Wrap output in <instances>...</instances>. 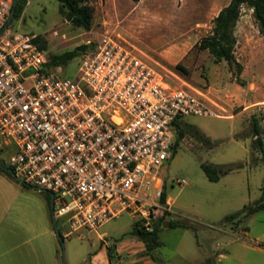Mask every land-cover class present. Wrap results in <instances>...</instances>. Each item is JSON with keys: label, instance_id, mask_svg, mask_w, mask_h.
I'll return each instance as SVG.
<instances>
[{"label": "rangeland", "instance_id": "1", "mask_svg": "<svg viewBox=\"0 0 264 264\" xmlns=\"http://www.w3.org/2000/svg\"><path fill=\"white\" fill-rule=\"evenodd\" d=\"M86 1L94 10L89 31L65 21L56 0H26L11 30L45 40L49 56L111 34L137 50L171 85L201 93L213 113L181 117L175 129V137L182 133V139L161 169L160 188L177 214L174 221L192 229H167L169 220L163 221L161 246L150 254L156 264H189L211 254L212 264H264V210L223 221L245 206L264 203V160L250 136L255 117L264 143V36L252 10L242 7L234 29V54L242 66L238 73L196 48L230 0ZM187 127L199 131L210 145L194 138ZM15 152L13 144L0 139V160L6 168ZM202 164L232 171L210 182ZM55 219L63 246L55 236L46 195L0 175V264H104L107 247L133 238L132 225L140 224L138 217L123 214L96 231L83 229L67 237L66 221ZM141 258L123 256L124 264ZM112 264H118L114 255Z\"/></svg>", "mask_w": 264, "mask_h": 264}, {"label": "built area", "instance_id": "2", "mask_svg": "<svg viewBox=\"0 0 264 264\" xmlns=\"http://www.w3.org/2000/svg\"><path fill=\"white\" fill-rule=\"evenodd\" d=\"M13 4L0 0V139L16 148L8 168L53 196L67 237L123 214L147 232L175 222L159 176L173 156L175 123L213 116L204 96L171 85L107 33L67 66L49 67L35 37L7 24Z\"/></svg>", "mask_w": 264, "mask_h": 264}, {"label": "trees", "instance_id": "3", "mask_svg": "<svg viewBox=\"0 0 264 264\" xmlns=\"http://www.w3.org/2000/svg\"><path fill=\"white\" fill-rule=\"evenodd\" d=\"M59 5V13L72 27L79 28L85 31H89L92 27L94 18V10L87 4L86 0H56ZM134 3H138L140 0H132ZM26 0H19L16 2L14 18H18L24 9ZM243 6H246L253 12V17L260 27V32L264 36V0H230L228 5L221 9L216 17L212 21V29L208 36L202 38L196 48L200 51H207L212 57L214 63L218 64L225 62L229 67H235L238 73L241 72L242 66L237 62L234 54L236 39L234 36V29L240 18V12ZM34 43L38 45L40 49H46L47 44L45 40H41L40 37L34 39ZM94 43L85 44L76 47L72 51L64 52L59 55L49 56V67L67 66L81 53L91 49ZM179 122L175 123V127H179ZM250 136H252L253 143L258 146L264 160V143L262 140V130L259 126L257 118L251 119ZM194 138L210 145V141L203 137V135L194 128L187 127ZM182 139V133L179 136L174 137L173 143V155L176 153V149L179 146V142ZM0 163L1 160H0ZM8 168V166H7ZM201 169L210 182L219 181L221 176L227 175L232 171L230 167H216L210 164H202ZM0 175L5 176L11 180L13 178L2 168H0ZM46 195V194H45ZM165 192L162 193V201H165ZM46 200L49 205V196L46 195ZM264 210V203L260 202L254 206H245L240 211L226 216L223 221L225 223L232 222L234 219H240V217H247L253 215L259 211ZM156 226L152 232H147L143 227L135 222L132 225L130 235L136 238L138 241L145 245L146 253H151L154 249L161 246L159 241V227ZM189 229L192 227L176 222H169L167 229ZM110 251V250H109Z\"/></svg>", "mask_w": 264, "mask_h": 264}, {"label": "crops", "instance_id": "4", "mask_svg": "<svg viewBox=\"0 0 264 264\" xmlns=\"http://www.w3.org/2000/svg\"><path fill=\"white\" fill-rule=\"evenodd\" d=\"M99 240L102 242L100 236ZM150 254L151 253H146L145 245L142 242L138 241L136 238L126 239L121 241L114 249L107 247V262H105L104 264H112L113 255L116 256L118 264L125 263V261L123 260L124 255L127 256L128 260H131L134 257H142L141 259L137 260L135 264H156L157 261ZM219 256L224 257L222 255ZM201 257L200 260H192L189 264H212L213 254H211L209 257Z\"/></svg>", "mask_w": 264, "mask_h": 264}, {"label": "water", "instance_id": "5", "mask_svg": "<svg viewBox=\"0 0 264 264\" xmlns=\"http://www.w3.org/2000/svg\"><path fill=\"white\" fill-rule=\"evenodd\" d=\"M15 7H16V0H14V4H13V8L10 12V16L8 18L7 24H11L13 18H14V14H15ZM0 168H2L3 170H5L12 178L15 182L19 183V184H23V181L17 177L14 176V174L12 173V171L9 168H6L2 163H0ZM40 193L46 194V192L44 190H37ZM49 208H50V214H51V222H52V227L54 229V233L55 236L59 239V242L61 243V245L63 246V239L60 236V233L57 229L56 226V219H55V215H54V205H53V196L49 195Z\"/></svg>", "mask_w": 264, "mask_h": 264}]
</instances>
